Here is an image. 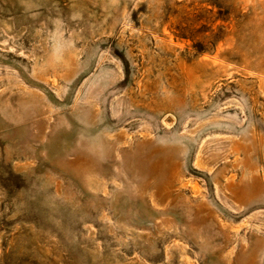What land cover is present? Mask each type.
<instances>
[{
	"label": "rangeland",
	"instance_id": "374dc122",
	"mask_svg": "<svg viewBox=\"0 0 264 264\" xmlns=\"http://www.w3.org/2000/svg\"><path fill=\"white\" fill-rule=\"evenodd\" d=\"M0 264H264V0H0Z\"/></svg>",
	"mask_w": 264,
	"mask_h": 264
}]
</instances>
